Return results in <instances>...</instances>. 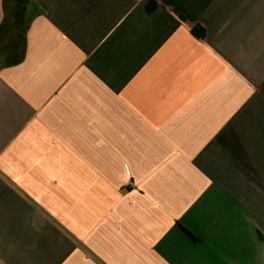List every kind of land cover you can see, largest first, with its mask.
<instances>
[{
	"label": "crops",
	"instance_id": "0c3cea01",
	"mask_svg": "<svg viewBox=\"0 0 264 264\" xmlns=\"http://www.w3.org/2000/svg\"><path fill=\"white\" fill-rule=\"evenodd\" d=\"M0 264H264V0H0Z\"/></svg>",
	"mask_w": 264,
	"mask_h": 264
},
{
	"label": "trees",
	"instance_id": "16d2710c",
	"mask_svg": "<svg viewBox=\"0 0 264 264\" xmlns=\"http://www.w3.org/2000/svg\"><path fill=\"white\" fill-rule=\"evenodd\" d=\"M192 32L199 38H203L206 35V29L201 24H196L192 28Z\"/></svg>",
	"mask_w": 264,
	"mask_h": 264
}]
</instances>
